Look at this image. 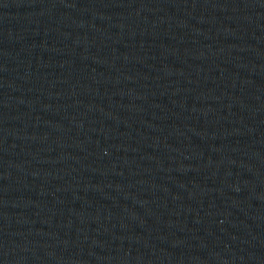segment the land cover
I'll use <instances>...</instances> for the list:
<instances>
[{"label": "water", "instance_id": "1", "mask_svg": "<svg viewBox=\"0 0 264 264\" xmlns=\"http://www.w3.org/2000/svg\"><path fill=\"white\" fill-rule=\"evenodd\" d=\"M0 264H264V0H0Z\"/></svg>", "mask_w": 264, "mask_h": 264}]
</instances>
